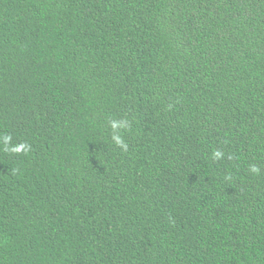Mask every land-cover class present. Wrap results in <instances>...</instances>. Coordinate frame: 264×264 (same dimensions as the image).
Returning a JSON list of instances; mask_svg holds the SVG:
<instances>
[{
	"label": "trees",
	"instance_id": "16d2710c",
	"mask_svg": "<svg viewBox=\"0 0 264 264\" xmlns=\"http://www.w3.org/2000/svg\"><path fill=\"white\" fill-rule=\"evenodd\" d=\"M0 264H264V0H0Z\"/></svg>",
	"mask_w": 264,
	"mask_h": 264
},
{
	"label": "clouds",
	"instance_id": "9594fccd",
	"mask_svg": "<svg viewBox=\"0 0 264 264\" xmlns=\"http://www.w3.org/2000/svg\"><path fill=\"white\" fill-rule=\"evenodd\" d=\"M114 139L117 140V143H120L123 146L122 141H120L119 138L114 137ZM219 156H220L219 152L214 153L215 158H219ZM253 171H255V169H253Z\"/></svg>",
	"mask_w": 264,
	"mask_h": 264
}]
</instances>
